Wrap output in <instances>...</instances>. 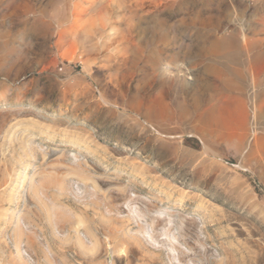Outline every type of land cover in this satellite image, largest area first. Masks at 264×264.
Segmentation results:
<instances>
[{"label": "rangeland", "instance_id": "obj_1", "mask_svg": "<svg viewBox=\"0 0 264 264\" xmlns=\"http://www.w3.org/2000/svg\"><path fill=\"white\" fill-rule=\"evenodd\" d=\"M0 264H264V0H0Z\"/></svg>", "mask_w": 264, "mask_h": 264}, {"label": "bare ground", "instance_id": "obj_2", "mask_svg": "<svg viewBox=\"0 0 264 264\" xmlns=\"http://www.w3.org/2000/svg\"><path fill=\"white\" fill-rule=\"evenodd\" d=\"M197 102V101H196ZM212 104V103H211Z\"/></svg>", "mask_w": 264, "mask_h": 264}]
</instances>
